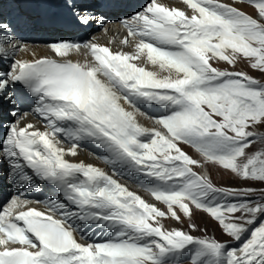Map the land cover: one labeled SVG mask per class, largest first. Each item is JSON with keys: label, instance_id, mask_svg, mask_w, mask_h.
Here are the masks:
<instances>
[{"label": "snow or ice", "instance_id": "1", "mask_svg": "<svg viewBox=\"0 0 264 264\" xmlns=\"http://www.w3.org/2000/svg\"><path fill=\"white\" fill-rule=\"evenodd\" d=\"M7 2L5 19L0 0V59L12 62L0 73V104H11L15 119L0 139V163L24 192L0 208V264H264V187L217 186L194 170L211 163L264 185V81L214 66L244 59L264 73V0H181L185 8L148 0L121 21L131 52L61 39L47 45L53 56L31 60L12 59L28 51L22 32L104 28L123 0ZM17 84L23 96L10 90ZM29 101L30 112H21ZM143 105L162 112L149 116ZM30 114L43 130L21 126ZM84 142L105 150L111 174L68 158ZM125 171L146 176L140 186L166 210L115 178ZM42 183L57 196H24ZM197 210L239 246L192 235ZM181 215L191 231L162 222L183 223ZM93 225L108 238L91 241Z\"/></svg>", "mask_w": 264, "mask_h": 264}, {"label": "bare ground", "instance_id": "2", "mask_svg": "<svg viewBox=\"0 0 264 264\" xmlns=\"http://www.w3.org/2000/svg\"><path fill=\"white\" fill-rule=\"evenodd\" d=\"M134 0H123V7H127L129 6ZM145 4L148 3V0H145ZM164 3L169 4L171 6H176L179 8H185L186 6L182 4L181 0H163ZM226 2L231 3L230 0H226ZM134 3V2H133ZM135 3H138L140 5H142V3H144V0H136ZM144 4V5H145ZM236 7L240 8L242 11H246L247 9L250 11H254V9H252V7H248L243 5L242 3H238V4H234ZM140 6H137L136 10L139 11L140 10ZM133 9H135L133 7ZM135 11V12H137ZM131 10L128 9H122V7L119 10H114L111 12H107V17L110 19H114L111 24L108 22L106 24V26H104V28H108L107 31L103 29H100L101 31L93 34L91 36L93 42L99 43L101 45H107L109 46L112 50L116 51V50H123L125 52H131L133 50L132 45L129 46H125L124 44H122V40L124 39V37L127 35V30L124 28L123 24L121 23L122 20H124L125 17L131 16L133 13ZM95 27H97V25H92L91 27H89V31L87 33V35L91 32V30H93ZM118 32H123L121 33L123 35V38H120V40L118 41L117 44L111 45L113 38H115V34H117ZM103 35V39H101L102 37L100 35ZM52 35H48V37L44 38L41 36V34H39L38 37H36L35 39H31L28 41H25V43L28 45V51L27 52H23V51H18L15 56L12 59H23L26 58V60H31L34 57H40V56H53L54 54L49 50V48L47 47V45L51 44L52 42H55L52 38ZM101 37V38H100ZM95 38V39H94ZM32 42V43H30ZM48 42V44H44L42 45V43ZM135 41H133V45H134ZM83 51V49L81 50ZM58 58V57H57ZM70 58L72 60H83L84 57L82 55H76L75 53L70 55ZM2 60L4 59H0V73L5 72L8 70V63H3ZM11 60V59H9ZM150 70H151V66H149ZM145 107L146 110H148L149 107H151L153 110V113H148L149 116H155V115H160L162 112V109L159 108V106H149V105H143ZM141 106V107H143ZM13 110V106L11 104H0V122L1 124H3V128L2 129V133L4 137L7 133V128L6 125L10 122H12L14 119H11V115L8 116L7 113H10ZM145 110V111H146ZM161 110V111H160ZM159 114H156V113ZM140 122L142 124H144L147 127H152L153 126V122L150 119H147L145 117H140ZM24 123H33L35 124L37 127L41 128V130H43V127L36 121L33 120L29 115L26 117L25 120L22 121L21 126H23ZM1 136V135H0ZM2 139V138H0ZM67 146V145H66ZM181 147L185 148L184 146L180 145ZM187 150H190L188 148H185ZM195 155H197L196 153H193ZM105 156V155H104ZM100 157H103L102 155L98 156L95 155L93 152L86 150L85 148H81L79 150V154L76 157H68L71 160H75V161H80L83 160L85 163H90L93 165H96L98 167H100L101 169L107 171L109 174H111L110 172H112L113 170L110 169V164L106 163L103 159H101ZM198 157V156H197ZM4 163H0V196L2 193H5L7 191H9L11 189V183L8 181V176H9V172L7 171V167L5 168ZM136 176H140L141 179H138L139 177H135L137 178L136 181L134 182H130L132 185L138 187L139 191H141L142 193H140V195L149 202H153V203H157V206L160 207L158 205V202H155L152 197L147 193V191H145L140 185L143 183H146L148 178L146 176L140 175V174H136ZM119 180V179H118ZM119 182L121 183V181L119 180ZM128 185V184H127ZM129 187V186H127ZM133 187V186H131ZM130 187V188H131ZM134 188V187H133ZM132 188V189H133ZM130 189V190H132ZM133 191V190H132ZM55 198V197H53ZM9 202H7L4 206H6ZM3 206V207H4ZM36 207H40L42 208L41 205H35ZM161 208V207H160ZM95 226V225H93ZM167 228H175L177 227V225L174 223V225L172 226H166ZM104 231V230H103ZM78 238H79V233L77 234ZM95 235H91L90 240H95ZM239 246L238 242L236 243L235 246L233 247H237Z\"/></svg>", "mask_w": 264, "mask_h": 264}, {"label": "rangeland", "instance_id": "3", "mask_svg": "<svg viewBox=\"0 0 264 264\" xmlns=\"http://www.w3.org/2000/svg\"><path fill=\"white\" fill-rule=\"evenodd\" d=\"M230 1L232 2V0H230ZM144 3H146V2H144ZM242 4L245 5V6L250 7L246 3H242ZM245 12L255 16V11H250V10L247 9ZM107 19H108V22L110 24L114 20L113 18L110 19L108 17H107ZM100 29H103V28H101V26L97 25V27H95L93 30H91V32L93 31V34H95V33L99 32V31H101ZM106 29L108 30V28H106ZM121 33H123V32H118L117 34H115L116 36H115V38H113L111 45L117 44L118 41L120 40V38H123V35ZM92 35H89L90 37L88 38V40H91L93 42V40H92L93 37L91 38ZM100 36L102 37V38L101 37L100 38L103 39V35L101 34ZM23 59H26V58H23ZM2 62L10 64L12 61L9 60V59H4V60H2ZM214 66H218V67H221V68H228L229 70H232V71H244V72H247L249 75H251V76H253V77L257 78V79H260V80L264 81V73H260V72H258L256 70L251 69V67L249 66L247 60H244V59L239 60L237 62V64H236L235 68H230V66L227 65L224 62H218ZM142 109L146 110L144 106L142 107ZM146 111L149 112V113H153V111H149V110H146ZM11 119H13V117H11ZM0 124H1V122H0ZM258 131L261 134H264V126L259 128ZM180 145L184 146L185 148L190 149V150H187V149H185V148L180 146L183 149V151H185L189 155L199 159V156H198L197 153H196L197 155L193 154V153H195V151L190 146L185 145V144H180ZM202 163H203V161H202ZM194 170L197 171V172H200V173H205L206 172L210 176L212 182L215 185H217V186H226V187H248V186H251V187H264V185L246 183V182L238 179L237 177H235L232 173H230L228 171H225L222 168L217 167V166H215V165H213L211 163H204L202 168L201 167H196ZM110 173H112V172H110ZM134 176H136V174ZM115 178L119 179L121 181V183L124 184L125 186H129L128 187L129 189H132L134 187L132 190L134 192L138 193L139 195H140V193H142L141 191H139L141 189H139L138 187L132 185L130 183V181H127V180H125L123 178H119L117 176ZM131 186H133V187H131ZM158 205L161 207L162 210H166L164 205L159 204V203H158ZM181 219L183 220V223H179V222H177L176 220H174V219H172L170 217L163 219L162 222L164 223L165 226H171V225L173 226L174 223H175L177 225V227H175V228H180V229H183L184 231H191V229L189 228L188 219L183 217L182 215H181ZM192 220L197 225V228H198L197 231H191L192 235H194V236H208L209 238H215V239H217V240H219L221 242H227L230 247H233V246L236 245L237 242L235 240H233L231 237L225 235L223 233L220 225L218 224V222H216L213 218H211L205 212L199 211V210L194 211ZM171 228H173V227H171ZM185 264H187V263H185Z\"/></svg>", "mask_w": 264, "mask_h": 264}]
</instances>
